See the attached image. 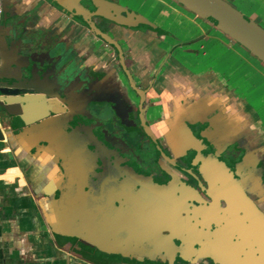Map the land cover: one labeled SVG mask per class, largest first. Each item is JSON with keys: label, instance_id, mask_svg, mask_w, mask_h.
<instances>
[{"label": "flooded vegetation", "instance_id": "obj_1", "mask_svg": "<svg viewBox=\"0 0 264 264\" xmlns=\"http://www.w3.org/2000/svg\"><path fill=\"white\" fill-rule=\"evenodd\" d=\"M170 1L149 17L127 0H67L75 11L64 28L52 0H1L0 174L18 163L13 113L52 101L54 144L71 148L54 168L57 204L79 191L103 220L112 255L100 264H189L185 254L213 264L198 241L242 227L235 191L264 216V108L216 69L220 29ZM53 241L76 255L78 240Z\"/></svg>", "mask_w": 264, "mask_h": 264}, {"label": "water", "instance_id": "obj_2", "mask_svg": "<svg viewBox=\"0 0 264 264\" xmlns=\"http://www.w3.org/2000/svg\"><path fill=\"white\" fill-rule=\"evenodd\" d=\"M66 1L52 0L61 8L62 26L67 24L68 19L73 17L72 14L75 11V8H72ZM171 1L182 5L216 26L264 63V28L256 21L246 17L231 3L226 0ZM79 15L76 16L85 22L83 14ZM30 82L34 83L32 80ZM32 92V94L40 93L39 90ZM52 113H55L52 101L48 102L45 99H30L24 114L13 113L15 115L13 130H16L17 133L12 131L8 135L10 140L13 139L18 144L11 145V149L15 153L13 157L18 161L22 170L26 168L28 170L26 178L29 191L36 198V210L49 229L51 236L54 237L57 234L67 237L70 242L73 239L78 240L76 255L92 263L100 264L108 260L104 259L103 254L112 255L108 251L109 249L103 245V220H99L93 210L85 207L82 197L80 198L78 195L79 191H70L72 195L69 192L65 202H62L61 206L57 204L56 191H54V168L58 158L67 160L71 148L65 150L54 144L57 140V125L59 124L56 118L51 117ZM3 138L0 129V140ZM66 163L64 167L68 170ZM34 186L36 191L33 189ZM229 188L233 189L234 186ZM235 194L236 207L241 206L244 211V214L238 219L239 222L242 220V227L236 226L235 228L233 226L232 230L231 227L226 226L219 231L207 233L209 240L205 234V241H198V245L203 246L205 256L213 258V264H264L263 213L254 206L243 191H235ZM235 229L236 231L241 230V233H237V237ZM212 236L216 240L212 241ZM81 245L96 248L97 252L94 255H89L81 251ZM63 248L70 251L71 243L65 244ZM124 257L127 262H130L128 254H125ZM132 258L137 260L135 257ZM181 259L189 264L195 263L186 254ZM149 260L157 262L159 259H148L147 261ZM170 263L173 264L174 261Z\"/></svg>", "mask_w": 264, "mask_h": 264}, {"label": "crops", "instance_id": "obj_3", "mask_svg": "<svg viewBox=\"0 0 264 264\" xmlns=\"http://www.w3.org/2000/svg\"><path fill=\"white\" fill-rule=\"evenodd\" d=\"M6 168L0 174V264H85L55 246L20 165Z\"/></svg>", "mask_w": 264, "mask_h": 264}, {"label": "rangeland", "instance_id": "obj_4", "mask_svg": "<svg viewBox=\"0 0 264 264\" xmlns=\"http://www.w3.org/2000/svg\"><path fill=\"white\" fill-rule=\"evenodd\" d=\"M127 1H130V4L137 11L149 17H158L159 13L166 9L157 0ZM227 1L243 12L246 17L256 21L264 28V0ZM179 5L177 6L182 11L193 17V13L186 11L185 7ZM203 23L205 27L209 26L207 21ZM218 33L221 41L218 49L219 66L216 69L221 74L231 78V85L237 89L241 97L247 98L257 110H262L264 108V64L239 43L227 38L221 30Z\"/></svg>", "mask_w": 264, "mask_h": 264}, {"label": "built area", "instance_id": "obj_5", "mask_svg": "<svg viewBox=\"0 0 264 264\" xmlns=\"http://www.w3.org/2000/svg\"><path fill=\"white\" fill-rule=\"evenodd\" d=\"M1 12H2V9H1V0H0V18H1Z\"/></svg>", "mask_w": 264, "mask_h": 264}]
</instances>
